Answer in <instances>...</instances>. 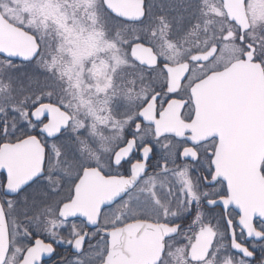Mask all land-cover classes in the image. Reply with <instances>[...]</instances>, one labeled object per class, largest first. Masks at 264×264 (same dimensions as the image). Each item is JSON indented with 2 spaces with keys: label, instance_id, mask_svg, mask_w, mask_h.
<instances>
[{
  "label": "flooded vegetation",
  "instance_id": "1",
  "mask_svg": "<svg viewBox=\"0 0 264 264\" xmlns=\"http://www.w3.org/2000/svg\"><path fill=\"white\" fill-rule=\"evenodd\" d=\"M246 1L243 0L242 5L249 23L248 29L243 31L236 20L227 18L239 35L228 31L226 36H229H225V39L232 40L236 37L237 44L244 47L243 52L236 53V58L224 66H209L219 53L217 44L201 49L188 45V53L174 63L163 61L154 51L158 56L155 67L142 66L131 58L135 69L143 73V78L137 79L131 72L128 74H131V80L125 84L120 80V72L115 69L117 64L112 62L115 71L109 82L110 91L100 92L103 96L111 97L113 106L110 110L115 120L118 119L117 124L122 120L127 122L121 126L90 132L85 128L72 127L74 102L82 104V97L74 98V93L72 95L70 91H66V96L60 92L67 80L73 82L72 77L66 76L67 67L70 76L74 77V68L83 66L87 53L77 55V61L74 47H59L56 32V37L44 34L45 21L37 20L36 35L27 27L4 16L0 9L8 22L31 34L40 48L39 55L28 62L0 56L5 66L11 69L31 66L37 61L34 100L27 103L28 106L25 105V121H32L31 113L38 107L50 105V109L39 115L46 112L49 117L46 121L47 129L60 133L58 139L41 135L37 140L35 133L20 124L5 139L4 123L0 124V147L33 137L42 147L45 165L43 175L35 183L31 181L16 193L8 195H5L7 176L0 172V204L7 223L9 242L4 264H21L26 252L34 246L35 251L26 264H154L155 261V264H181V250L183 258L187 260L195 236L201 232V226H193L191 216L183 211L189 197L187 182L179 174L187 172L188 179L194 185L199 178V187L203 189L204 177L210 168L213 169V175L227 189L226 203L232 204L229 186L232 175L230 153L224 151L219 158V148L221 145L227 148L228 143L221 144L227 134H230L229 140L232 142L229 147L237 146V134L241 128L236 124L239 126L241 123L235 120V113L237 108L240 112L245 108L240 103L231 102L208 105L203 102V93L196 89L207 77L226 69L234 61L245 59L247 54H251L252 61L260 65L264 84V61L257 53V44L246 39V34L252 30ZM262 35L264 25L256 33L259 44ZM111 36L116 38L113 34ZM48 38L50 40L44 42ZM211 46L217 47V53L212 59L207 62L192 61L195 55ZM106 65L101 61L96 70H102ZM164 65H183V68L175 72V77H182L177 86H169ZM155 75L158 77L156 80ZM121 87L129 97L125 106L121 104ZM244 89L238 88L242 93ZM262 90L264 92V86L255 90L260 97V109L264 107ZM88 101L78 105V108L84 111L89 109ZM38 102L39 106L34 109L33 106ZM169 104L174 108L165 114ZM61 118L67 119V123L57 131ZM52 123L53 126H49ZM147 145H151L150 153ZM122 159L130 162L117 166L115 161ZM86 170H93L94 174L84 180L82 177ZM256 177L264 179V158ZM209 191L212 189L209 188ZM202 211L208 215L207 208ZM216 211L219 212V209ZM237 213L241 211L233 205L229 214L235 219ZM177 226L179 231H176ZM188 231L193 235L190 242L185 239ZM218 231L216 228L217 235L212 245L213 251L218 252L215 257L209 258L211 264H224L223 256L231 250L227 234L226 242H219ZM85 236L87 240L82 241L84 251L77 255L72 246H78ZM240 238L238 233L237 239ZM208 243L201 242V246ZM245 243L251 246L250 242ZM255 243L261 245L264 241ZM113 246L117 256L107 261ZM232 261L240 262L235 256ZM255 263L264 264V255H261L259 249ZM188 264H200V260L191 259Z\"/></svg>",
  "mask_w": 264,
  "mask_h": 264
},
{
  "label": "rangeland",
  "instance_id": "2",
  "mask_svg": "<svg viewBox=\"0 0 264 264\" xmlns=\"http://www.w3.org/2000/svg\"><path fill=\"white\" fill-rule=\"evenodd\" d=\"M246 7L250 12L252 25L246 39L257 44V53L264 61V35L261 36L260 44L257 43L260 41L259 36H256L264 25V0H247ZM0 9L4 16L20 26L27 27L36 35L37 20L45 21L44 34L55 36L56 32L59 47L65 45L74 47L76 60L77 55L87 53L83 66L74 68L73 74H76L74 77L70 76L71 72L67 67L66 76L72 77L73 82L67 80L60 88V92L66 96V91H70L72 95L74 93V98L82 97V104L89 99L90 106L85 111L78 108V105H82L80 102V104L74 102L72 122L73 128H85L89 132L121 126L127 122L122 120L117 124L118 119L115 120L110 110L113 106L110 102L111 97L103 96L101 92L110 91L108 86L115 69L120 72L123 84L129 83L131 74H128L131 72L137 79L143 78V73L135 69V63L129 55L133 43L151 45L159 57L169 63L183 58L188 53L186 50L188 45L201 49L217 44L219 53L213 64L209 65L212 68L231 62L236 58V53L243 52L244 48L242 44H237L236 37L233 40L225 39L228 31L235 32L236 36L239 33L227 20L221 0H145V21L132 24H123L112 19L105 10L102 0H0ZM112 34L116 38H112ZM49 40L45 39L44 42ZM101 61L108 65L102 70H96ZM112 62L117 64L115 69ZM32 64L11 69L0 59V124L4 123V131H7L5 139L18 125L25 122V107L34 100L37 61ZM157 78L155 75V80ZM121 88V104L125 106L129 97L123 87ZM75 91L78 92L76 95ZM140 95L139 93L138 96ZM221 228L222 226L217 227L219 242H226L225 233L221 235L224 231ZM192 236L190 231L186 232V242H190ZM232 264L240 262L232 261Z\"/></svg>",
  "mask_w": 264,
  "mask_h": 264
},
{
  "label": "water",
  "instance_id": "3",
  "mask_svg": "<svg viewBox=\"0 0 264 264\" xmlns=\"http://www.w3.org/2000/svg\"><path fill=\"white\" fill-rule=\"evenodd\" d=\"M243 0H222L223 8L229 19H234L242 28L249 27ZM105 9L114 17L128 23L140 22L145 17L144 0H102ZM143 5V8H141ZM143 13V19H136ZM229 34L226 36L228 37ZM35 38L23 29L8 22L0 12V56L9 59L28 62L25 57L31 56L36 51ZM217 52V47L212 46L207 51L199 53L192 58L194 62H207ZM130 55L138 64L145 67H155L158 64V56L151 46L134 43L130 47ZM33 60V59H32ZM169 77V86H177L182 77H175V72L183 65L175 67L163 66ZM263 84V77L258 63L252 61V55L247 54L245 59L232 62L226 69L207 77L199 84L196 91L203 93V102L212 105L218 102L231 104L240 103L245 106L240 112L237 108L235 120L240 122L241 128L237 134V146L229 147L232 143L227 134L221 144L228 143L227 148L223 145L219 148V158L224 151L229 152V163L232 168L230 186V200L241 211L246 222L251 226L252 216H259L264 212V179H258V169L264 158V107L259 108L260 97L256 89ZM238 88H245L244 93ZM261 95L264 96L262 90ZM264 99V98H263ZM50 105H42L34 110L37 116L50 109ZM174 108L169 104L165 114ZM31 113V117L32 114ZM143 112V111H142ZM148 113V111H147ZM66 120L61 118L57 131L66 125ZM53 126V123L49 126ZM159 126V125H158ZM223 138V135H222ZM225 145V144H224ZM43 162L42 147L33 137H29L12 144H4L0 147V172L7 176V192L13 194L29 184L40 172ZM96 172V171H95ZM94 174L93 170H86L82 179ZM81 179V181H82ZM65 209V207H63ZM212 236L208 231H201L195 236L190 249V257L200 260L207 250ZM201 242H209L201 246ZM35 246L30 248L21 264H26L35 251ZM9 249L7 223L3 208L0 204V264H3ZM117 250L113 246L107 257V261L114 260ZM156 261L154 262V264Z\"/></svg>",
  "mask_w": 264,
  "mask_h": 264
},
{
  "label": "snow or ice",
  "instance_id": "4",
  "mask_svg": "<svg viewBox=\"0 0 264 264\" xmlns=\"http://www.w3.org/2000/svg\"><path fill=\"white\" fill-rule=\"evenodd\" d=\"M143 8V5H141ZM136 19H143V13L136 17ZM40 52L39 45H37L36 51L31 54V56L25 57V59L32 60L35 59ZM39 106V102L37 105H34V109ZM49 119L47 113L45 112L42 115L32 114V121H25L21 127H28L29 132L35 133V138L38 140L39 136L43 135L46 138H55L58 139L60 136L59 132L53 133L47 129L46 121ZM140 119V118H138ZM138 131V128L136 129ZM3 135H7V131L3 132ZM131 136V134H130ZM158 139V138H157ZM149 153L151 151V145H147ZM166 149L168 146H164ZM210 155V153H209ZM199 157L197 156L196 159ZM128 159H122L115 161L117 166L122 165L123 163H129ZM44 162H41L40 172L36 177L32 179V183H35L36 180L43 175L44 172ZM213 169H209L207 175L204 177V185L205 187L201 189L199 187V178L195 182V185L191 180L188 179L187 172H181L179 175L187 182V190H188V199L183 206V211L191 216L192 225L197 226L200 225L201 231H208L212 236V241L209 243L207 250L204 252L202 257L200 258V264L203 262H207V264H211L210 257H215L217 252L213 251L212 245L215 243V237L217 235L216 228L218 226L223 227V232L227 234L230 239V252L226 251L224 264H232V257L235 256L239 259L240 264H255L257 260V251L258 249L261 251V255H264V244L257 245L255 241H264V212H261L260 215L252 216L251 218V226L246 222L244 216L241 213L236 214V218L233 219V216L229 214L230 210L233 208V204L226 203V197L228 195L227 189L222 187L219 183V178L213 175ZM209 188L212 191H209ZM202 193V195L198 194ZM5 195H8L7 188L5 189ZM203 208L208 209V215L202 211ZM219 209V212L216 210ZM63 215V214H61ZM66 219V217H65ZM176 231H179V226L176 227ZM240 234V239H237V234ZM35 235V234H33ZM87 240V237H82L79 245H73L72 250L77 255H80L84 251V244L82 241ZM250 242L251 246H249ZM60 243V242H57ZM71 243V241H69ZM54 251V249H53ZM181 264H188L191 261V257L189 256L187 260L183 258V251L180 253Z\"/></svg>",
  "mask_w": 264,
  "mask_h": 264
},
{
  "label": "trees",
  "instance_id": "5",
  "mask_svg": "<svg viewBox=\"0 0 264 264\" xmlns=\"http://www.w3.org/2000/svg\"><path fill=\"white\" fill-rule=\"evenodd\" d=\"M145 21V19L143 20V22ZM122 22V21H121ZM123 24H129V23H125V22H122Z\"/></svg>",
  "mask_w": 264,
  "mask_h": 264
}]
</instances>
